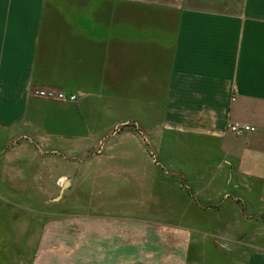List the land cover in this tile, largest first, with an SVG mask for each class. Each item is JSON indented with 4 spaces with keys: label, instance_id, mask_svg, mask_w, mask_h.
<instances>
[{
    "label": "crops",
    "instance_id": "0c3cea01",
    "mask_svg": "<svg viewBox=\"0 0 264 264\" xmlns=\"http://www.w3.org/2000/svg\"><path fill=\"white\" fill-rule=\"evenodd\" d=\"M249 210L261 229L264 0H0V264L74 216L83 264H264V231L208 230Z\"/></svg>",
    "mask_w": 264,
    "mask_h": 264
},
{
    "label": "rangeland",
    "instance_id": "374dc122",
    "mask_svg": "<svg viewBox=\"0 0 264 264\" xmlns=\"http://www.w3.org/2000/svg\"><path fill=\"white\" fill-rule=\"evenodd\" d=\"M49 203L47 206L50 205V208L52 207L53 209V205ZM47 206L43 205L42 208L45 209L47 208ZM243 214H245V216H249V224L245 219L241 220L240 222H234L235 224L242 225L241 227L243 228L239 226L220 229L208 228V230L214 233L220 232L225 234L226 236L242 235L246 230V233H244V235H247L246 237H249L251 243H253L257 240L258 232L264 231V224L262 225L261 229L256 227V218L254 217L257 216L258 213L253 210H249L248 212H245ZM33 215H37V213L27 212L28 217H33ZM58 217H61V215ZM45 218H47L46 214L43 215V220ZM247 225L250 226L247 227ZM24 230L25 229H23V231ZM138 231L139 233L144 232L142 228H139ZM104 232L105 229L103 228V235ZM82 235L83 223L81 217L74 216L69 218H58L51 221L44 231L43 236L45 238L39 249L35 264H83ZM3 237L4 234L0 232V240L4 239ZM94 251L96 252V255L97 253H99L97 245L95 246Z\"/></svg>",
    "mask_w": 264,
    "mask_h": 264
},
{
    "label": "built area",
    "instance_id": "2783aa9c",
    "mask_svg": "<svg viewBox=\"0 0 264 264\" xmlns=\"http://www.w3.org/2000/svg\"><path fill=\"white\" fill-rule=\"evenodd\" d=\"M34 93L46 99H55L65 102H76L79 98V93H66L64 91H58L51 88H38L34 91ZM227 129L235 135H242L247 132H252L254 127L239 121H233L227 125Z\"/></svg>",
    "mask_w": 264,
    "mask_h": 264
}]
</instances>
